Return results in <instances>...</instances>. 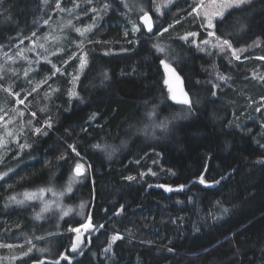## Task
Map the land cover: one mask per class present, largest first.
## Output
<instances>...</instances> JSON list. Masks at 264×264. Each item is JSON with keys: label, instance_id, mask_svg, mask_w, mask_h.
I'll return each instance as SVG.
<instances>
[{"label": "trees", "instance_id": "obj_1", "mask_svg": "<svg viewBox=\"0 0 264 264\" xmlns=\"http://www.w3.org/2000/svg\"><path fill=\"white\" fill-rule=\"evenodd\" d=\"M71 2L0 0L2 81L16 78L7 65L1 67L4 57L43 34L55 8ZM95 3L80 8L78 25L95 26L78 52L87 65L77 95L39 100L38 93L58 75L41 63L52 77H40L42 86L26 100L40 105L31 128L43 121L48 127L29 131L24 141L17 138L12 154L22 155L24 163L0 182L1 203L5 189L30 190L54 177L63 184L65 171L81 162L86 173L66 205L80 207L82 214L65 218L56 231L48 222L33 231L28 209L0 214V256L24 254L47 236L56 257L30 254L17 263L264 264V63L253 59L264 57V0L214 22L215 37L245 50L244 61L233 60L228 48L207 52L200 46L202 22L191 11L197 4L188 0L159 6L162 26L153 5L156 34L140 29L127 38L121 36V1ZM236 13L246 21L233 24ZM165 21L176 24L160 33ZM187 32H195L198 43L184 40ZM162 62L180 76L188 104L171 100ZM57 66L64 69L63 63ZM254 72L262 80H252ZM87 219L93 229L73 255L69 229Z\"/></svg>", "mask_w": 264, "mask_h": 264}, {"label": "rangeland", "instance_id": "obj_2", "mask_svg": "<svg viewBox=\"0 0 264 264\" xmlns=\"http://www.w3.org/2000/svg\"><path fill=\"white\" fill-rule=\"evenodd\" d=\"M119 1H121L123 5V11L118 12V15H123L125 18L124 22L120 24L122 31L121 36L124 38L129 36L135 37L139 34L142 25H140L138 19L140 15L149 13V9L153 5L157 17L155 21L158 22L159 26H162L164 22L163 20L160 21L159 6L170 2V0ZM252 1L254 0H188L191 4H197L196 6L193 5L191 11L194 12L197 18L202 22L200 27L205 37L201 41L200 46L207 52L213 49L222 52L224 51L223 48H228L230 52L229 55H231L233 60L244 61L246 58H241V55L245 50H233L228 40H219L215 37L213 33L215 28L214 22L222 19L229 12L240 10L242 6ZM87 2L96 4L95 0H72L69 7H62L59 4L55 8L54 16L44 23L46 31L28 44L17 47L15 52L5 56L1 62V67L4 68L5 65H7V72L13 75V77L16 76V78L5 82L0 79V182L8 179L16 172L18 169V167L16 168L17 164L24 163L20 160L22 155H17L16 153L12 154L19 147L17 138L24 141L29 131H44V126L48 127L47 121H43V125L31 128V122L36 120V116L38 115L37 110L40 105L34 100H26L29 96L28 94L36 91L42 86L39 83L40 77H46L47 81L52 77L51 74V77L49 76L48 71L44 70L41 63H45L52 67L54 74L58 72V75L52 82H49V86L38 93L39 100H59L63 97L73 98L77 95L78 81L83 75L87 65L86 55L82 53L81 56H79L78 52L82 47V40L95 26V21H91V24L85 28H81L78 25V20L83 17V15L80 14V8L84 7ZM236 14V17L231 19L233 24L246 21L247 16L239 17L238 14L240 13ZM165 24L166 26L162 28L160 33L167 29V25H175L176 22L174 21L168 24V22L165 21ZM154 34L156 33L154 32ZM183 39L186 41L190 39V43L192 44H195L198 40L195 32L185 33ZM132 41L136 42L137 39L134 38ZM255 44L259 45L258 42H255ZM206 45L208 49H206ZM175 55L176 53L172 57L176 58ZM253 59L264 63V57L262 56L254 57ZM59 63H63L64 69L57 66ZM162 63L163 65L172 67L167 62ZM227 71L226 69V72ZM223 75L224 74L221 76ZM251 79L257 82L262 80L261 72L252 73ZM224 80L225 79L222 78V81ZM19 84L20 87L17 88ZM21 91H26L25 95L21 93ZM257 102L262 103V100H257ZM259 108L264 109V103H262ZM27 145L29 144L27 143ZM30 150V147L26 148L28 153ZM8 155H11V160L6 159ZM29 157L31 158L32 155L29 154ZM79 157L84 162L88 163L85 158L82 156ZM72 168H78L81 175H75L72 171L73 169H70L69 173L65 171L66 180L60 185L57 184V181H53L55 179L54 177L51 180L52 182L50 181L48 185L39 186L30 190L10 193V191L5 189L3 192H6L7 195L2 197L0 214H5V212L13 209H28L31 229H33V231L36 226H39L42 222L50 223L54 228L53 231H56L65 218L82 214V209H80V207L76 209L72 205H66V201L69 195L75 192L79 180L86 173L87 167L85 164L77 162L74 163ZM55 171H58V169L55 168L54 173H56ZM0 221H3V218H0ZM92 229L93 226L89 219L78 228H70L69 231H72L73 239L68 252L73 255L79 254L85 244V235L90 233ZM35 236H38L37 233H35ZM49 240L50 237L47 238V236H42L35 242L30 240L29 242L32 243L30 244V248L26 250V253L19 254L18 256L1 255L0 264H18L17 262L20 259H24L26 256L28 257L31 255L44 256L46 258L54 255L56 257L59 252L52 253L54 246ZM65 255H67L66 252ZM50 261L52 260L50 259Z\"/></svg>", "mask_w": 264, "mask_h": 264}, {"label": "water", "instance_id": "obj_3", "mask_svg": "<svg viewBox=\"0 0 264 264\" xmlns=\"http://www.w3.org/2000/svg\"><path fill=\"white\" fill-rule=\"evenodd\" d=\"M146 35L151 36L155 32V25L149 13L140 15L138 19ZM165 84L169 91L170 98L175 103L188 104L189 99L183 88L180 76L170 66H164ZM76 175H81L80 171H75Z\"/></svg>", "mask_w": 264, "mask_h": 264}, {"label": "bare ground", "instance_id": "obj_4", "mask_svg": "<svg viewBox=\"0 0 264 264\" xmlns=\"http://www.w3.org/2000/svg\"><path fill=\"white\" fill-rule=\"evenodd\" d=\"M150 14V13H149ZM151 15V14H150ZM151 17H152V15H151ZM153 19V18H152ZM154 22V21H153ZM154 34V33H153ZM152 36V35H151ZM166 66V65H165ZM163 70H164V67H163ZM165 74V73H164ZM79 169L78 168H75V169H73V172H74V174H75V171H78ZM76 175V174H75Z\"/></svg>", "mask_w": 264, "mask_h": 264}]
</instances>
